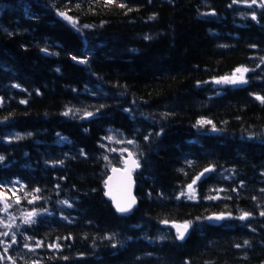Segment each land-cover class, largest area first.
I'll return each mask as SVG.
<instances>
[{"label":"trees","instance_id":"1","mask_svg":"<svg viewBox=\"0 0 264 264\" xmlns=\"http://www.w3.org/2000/svg\"><path fill=\"white\" fill-rule=\"evenodd\" d=\"M241 67L246 83L211 84ZM257 96L258 1L0 0V190L14 186V208L36 212L0 235V264H264ZM109 137L135 142L138 204L128 216L103 195L108 167L120 163L103 149ZM206 167L195 198L181 195ZM211 213L226 217L211 223ZM165 220L191 221L187 237Z\"/></svg>","mask_w":264,"mask_h":264},{"label":"snow or ice","instance_id":"2","mask_svg":"<svg viewBox=\"0 0 264 264\" xmlns=\"http://www.w3.org/2000/svg\"><path fill=\"white\" fill-rule=\"evenodd\" d=\"M115 2V0H105V3H106V6L107 5H111ZM251 3L252 4H256L257 3V0H251ZM260 3H261V6H264V0H260ZM119 7H125L124 4H119L118 5ZM79 7V6H77ZM129 11H131V9H129ZM58 15H60L61 17H63L65 20L69 21L73 27H76L77 26V21L69 16L67 14V12H59ZM151 18H154V15L153 17H150ZM253 19H255V16H253ZM84 28H88V27H91L90 25H84L83 26ZM147 39V37H146ZM46 51V50H45ZM73 59H76V57H73ZM82 63L86 62V61H81ZM249 69L247 68H237L235 70V72L233 73L232 76H226V77H221L220 79L216 80V83H228V84H238V83H246L247 81L245 80L244 78V73L248 72ZM237 73H239V75H236ZM16 87H19L18 85ZM256 99L260 100L262 103H264V97H260V96H257ZM21 103H26V101H21ZM76 111H79V109H77ZM70 112H72L71 109H69L68 111H66L64 113V115H68ZM93 116V113L92 112H87L85 111L84 112V117H91ZM199 125H204V124H210L211 121H208V120H205V119H201L197 122ZM214 127V126H213ZM21 137L19 135L16 136V139H20ZM108 139H111V137H109ZM147 139V137L145 138ZM128 143L132 144V143H135L134 141H128ZM124 151H127V149H125ZM133 156L132 153H129V158L131 159V157ZM4 159L3 156H0V161H2ZM106 159V157H105ZM62 163V162H61ZM125 171L128 173V176H129V179H130V176H131V172L136 169V168H139L140 167V164L137 160L135 159H131V167L128 166L129 164V161H125ZM212 169L211 168H206L204 170V173L206 172H209L211 171ZM113 171H117L116 169H113ZM204 173H201L200 176H197L191 184H189L187 187H188V190L190 192L193 193V195L189 196L190 199H194L195 198V195H194V188H193V185L197 182V180H199L203 175ZM111 179V178H110ZM107 184V182H106ZM35 191H39V189H36ZM106 195H111V192L109 191L108 193H106ZM181 195H185V193H181ZM210 199L214 198V197H209ZM34 199H39V197H34ZM114 199V202L116 204V210L120 213H126V212H129L131 211L133 205L135 204V197H131L130 201L127 202V203H124V204H121L120 202L118 201H115V198ZM17 203H19V199H17L16 201ZM31 202V201H30ZM64 203H67V201H65ZM10 207V204H8L7 202H5V211L7 210V208ZM46 211V210H45ZM36 215V212H29V213H26L25 216H24V223L25 224H31L33 223V217ZM251 215V213H248V212H243L239 219L241 220H245L246 218H248L249 216ZM260 215L261 216H264V211H261L260 212ZM224 218V214H220V215H216V216H213V217H207V219L209 220H212V219H216V220H220V219H223ZM199 219V218H198ZM163 223L167 224L168 221L165 220L163 221ZM192 226V222L191 221H185L183 224H176L175 227L177 229V238L178 239H181L183 240L185 238V234L188 232L189 228ZM0 235H5L7 236L8 233L5 232V233H0ZM0 243H3L2 241H0ZM13 243H15V237L13 236ZM249 242L248 241H244V244L247 245ZM41 244L40 242H37L36 243V247H40ZM25 247L28 248L29 245L28 244H25ZM49 247H55V248H59L60 245L59 244H55V245H49ZM236 247H241V245H236ZM5 252H7V247H5ZM4 259V257H0V260ZM8 259H13L12 257H8ZM66 259V258H65ZM13 264H15V261L13 260Z\"/></svg>","mask_w":264,"mask_h":264},{"label":"rangeland","instance_id":"3","mask_svg":"<svg viewBox=\"0 0 264 264\" xmlns=\"http://www.w3.org/2000/svg\"><path fill=\"white\" fill-rule=\"evenodd\" d=\"M243 3L248 5V6L254 5L251 3V0H243ZM232 75H233V73L229 74L227 76H232ZM236 75H239V73H237ZM223 77H226V76H223ZM220 78L221 77L215 78L211 81V84L213 85V87L223 88L225 86L236 85V84H228V83H219V84L216 83V80H218ZM10 133L17 134L16 132H10ZM5 138L7 139V136ZM127 148L131 149L129 143L124 142V141H120V140L117 141L115 139H112V137H111V139L109 140V143L107 144V146H104L103 149H104L106 154L112 153V154L119 155V159L121 160L122 154H123L124 150ZM182 192L185 193V196L188 198H189V196L193 195V193L188 190L187 186L182 190ZM14 194H15V187L14 186H10L8 188H5V191L3 189L0 190V212H1L0 224L4 229V233L7 232L8 234H12L16 226H20V225L25 224L23 221H24V216L26 213L35 212L33 210H26V209L21 208V207H20V209H19V207L14 208L15 206L12 203V201L14 200V198H13ZM5 202L10 204V207H8L6 211L4 210L5 209ZM35 216L33 217V220L35 219Z\"/></svg>","mask_w":264,"mask_h":264},{"label":"water","instance_id":"4","mask_svg":"<svg viewBox=\"0 0 264 264\" xmlns=\"http://www.w3.org/2000/svg\"><path fill=\"white\" fill-rule=\"evenodd\" d=\"M129 153H131V152L130 151L125 152V157L123 158L122 166H119V167L112 166L109 169L106 178L104 179V186H103L104 196L110 202L112 208L114 209V211L118 215L131 214V212L133 211V209L137 205V198L134 194L135 182H134L133 172L137 171L139 168H136L131 172V176L129 179L128 173L125 171V163H124L125 161H129L128 166L131 167V159H134V157L132 156L130 159ZM113 169H116L117 171L114 172ZM106 182H107V184H106ZM109 191L111 192V195H106V193H108ZM131 197H135V201H136L135 204L133 205L131 211L126 212V213L118 212L116 210V204H115L113 198H115V201H118L121 204H124V203L129 202ZM211 217H213V216H211ZM212 220L218 221L216 219H212ZM176 224H180V223H171L170 224V226L175 230V232H177V229L175 227ZM186 234H185V236H186Z\"/></svg>","mask_w":264,"mask_h":264}]
</instances>
